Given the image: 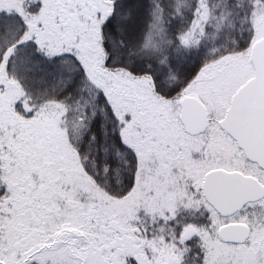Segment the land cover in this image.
I'll list each match as a JSON object with an SVG mask.
<instances>
[{"label": "snow or ice", "instance_id": "6c2138e0", "mask_svg": "<svg viewBox=\"0 0 264 264\" xmlns=\"http://www.w3.org/2000/svg\"><path fill=\"white\" fill-rule=\"evenodd\" d=\"M0 264H264V0H0Z\"/></svg>", "mask_w": 264, "mask_h": 264}]
</instances>
